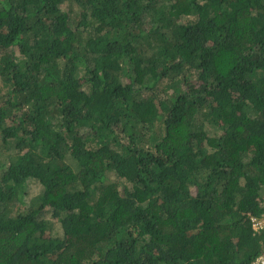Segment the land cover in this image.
I'll return each instance as SVG.
<instances>
[{
  "label": "trees",
  "instance_id": "16d2710c",
  "mask_svg": "<svg viewBox=\"0 0 264 264\" xmlns=\"http://www.w3.org/2000/svg\"><path fill=\"white\" fill-rule=\"evenodd\" d=\"M263 207L264 0H0V264H252Z\"/></svg>",
  "mask_w": 264,
  "mask_h": 264
},
{
  "label": "built area",
  "instance_id": "2783aa9c",
  "mask_svg": "<svg viewBox=\"0 0 264 264\" xmlns=\"http://www.w3.org/2000/svg\"><path fill=\"white\" fill-rule=\"evenodd\" d=\"M251 222L253 231L258 232L260 230H264V210L260 218H251ZM252 264H264V250L259 256L255 258Z\"/></svg>",
  "mask_w": 264,
  "mask_h": 264
},
{
  "label": "rangeland",
  "instance_id": "374dc122",
  "mask_svg": "<svg viewBox=\"0 0 264 264\" xmlns=\"http://www.w3.org/2000/svg\"><path fill=\"white\" fill-rule=\"evenodd\" d=\"M37 186L36 184L32 183V184H29L28 187H27V194H32L34 193L36 190H37ZM49 215V214H48Z\"/></svg>",
  "mask_w": 264,
  "mask_h": 264
}]
</instances>
